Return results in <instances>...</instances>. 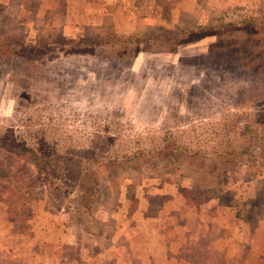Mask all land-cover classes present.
<instances>
[{"label":"rangeland","instance_id":"1","mask_svg":"<svg viewBox=\"0 0 264 264\" xmlns=\"http://www.w3.org/2000/svg\"><path fill=\"white\" fill-rule=\"evenodd\" d=\"M260 133L264 0H0V264H264Z\"/></svg>","mask_w":264,"mask_h":264},{"label":"trees","instance_id":"2","mask_svg":"<svg viewBox=\"0 0 264 264\" xmlns=\"http://www.w3.org/2000/svg\"><path fill=\"white\" fill-rule=\"evenodd\" d=\"M115 37L116 36H114V38ZM135 38L133 39L132 36H129L127 38V40H123L122 42L126 43L129 40H133V41L135 40L136 41ZM114 40H117V39H114ZM137 40L140 41V40H143V39L137 38ZM85 41L86 40H84L83 42H85ZM119 42H120V40H119ZM249 137H250V139H255V143H253V144L259 145V146H263L262 148H263V152H264V134L260 133V135L249 136ZM6 143H7L8 146L12 147L13 148L12 149L13 152H16L17 154H20L21 151L22 152L23 151L26 152V149L21 147L20 144H18L17 142H14V141L12 142V141L9 140ZM193 159H198L201 162L203 161V163H205V161L207 160L206 159V154L202 153V152H200L198 154H195V157H193ZM230 161H233V159L229 160L227 162H230ZM223 163H226V162L223 161ZM202 165H203V167H205L206 163L202 164ZM98 174H100L99 171L93 172L88 177L86 176L85 178H83V180H82L83 182L81 184V188L78 191L76 198H74L72 200L73 202H77V206L78 207L79 206L82 207L80 211H82L83 208H87L88 210L92 209L93 205L95 204V201L98 198L99 185L101 183ZM91 181L93 182V184L91 183ZM86 198H88V199H86ZM77 200H80V202L77 201ZM78 214H82L84 216H88V214L85 215L84 213H81V212H79ZM78 214H76L75 216L76 217H84V216L78 215ZM14 222H16V221H14Z\"/></svg>","mask_w":264,"mask_h":264}]
</instances>
